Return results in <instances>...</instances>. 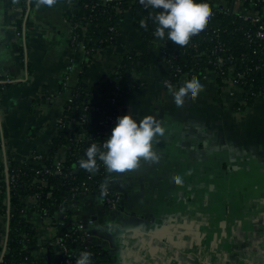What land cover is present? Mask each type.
<instances>
[{"label":"crops","instance_id":"0c3cea01","mask_svg":"<svg viewBox=\"0 0 264 264\" xmlns=\"http://www.w3.org/2000/svg\"><path fill=\"white\" fill-rule=\"evenodd\" d=\"M25 5L24 0H0L4 166L46 153L74 87L80 82L99 86L123 55L138 51L143 42L128 9L116 23L115 41L89 59L70 44V11L76 3ZM150 52L158 63L140 70L141 84L124 99L119 115L152 114L160 121L165 136L152 149L158 162L141 159L133 170L109 172V185L121 196L118 207L83 192L71 206V217L84 222L87 242L102 251L106 264H264V96L242 107L236 85L220 84L217 73L207 71L199 79L198 96L177 110L164 84L167 67L159 45ZM65 157L62 147L54 161ZM35 201L28 197L29 205ZM31 218L38 226L39 247L26 264H63L52 243L56 221L39 212ZM7 222V214L0 215L1 252ZM110 224L119 227L110 230Z\"/></svg>","mask_w":264,"mask_h":264},{"label":"trees","instance_id":"16d2710c","mask_svg":"<svg viewBox=\"0 0 264 264\" xmlns=\"http://www.w3.org/2000/svg\"><path fill=\"white\" fill-rule=\"evenodd\" d=\"M70 1L78 6L76 10L70 11V44L83 43L86 58H92L95 53L115 41L116 23L124 18L128 9L132 12L134 24L139 29L143 42L138 51L123 55L116 71L99 86L91 87L80 82L74 87L72 102H67L63 118L67 121L69 117L71 120L86 115L87 122L75 124L70 129L68 125H58V132L51 140L50 149L39 158L31 155L21 161L9 160L5 166L0 159V215L8 216V206L10 213L7 247L4 253L0 249V264H26L34 260L31 250L39 247V239L31 221L33 212L40 213L44 209L52 220L62 219L61 208L65 210L64 214L71 215V206L77 196H73V189L84 181H89L87 176H91L93 179L89 182L94 181L97 186L108 182L109 171L101 168L105 167L102 162L98 160V173L94 174L92 170L79 167L78 161L85 156V149L90 143L99 145L106 138L107 135L102 133L109 131L112 125L108 116H119L124 99L141 84L138 78L140 70L147 64L158 63L150 52L152 47L159 45L161 52L170 57V63L165 59V79H169L172 85L179 84L185 73L201 79L207 71H215L222 84L232 66L231 78L243 98L240 106L252 105L258 96H264V37L256 36L259 25L264 24V0H243L241 4V12L251 9L259 11L262 19L257 22L250 18L244 19L237 10H230L229 5L233 0H227V8L220 6L218 0H192L194 4H207L213 14L205 30L190 38L183 49H177L171 41L161 40L154 35V15L158 9L146 7L141 0ZM24 2L25 7L27 4L31 7L37 0ZM22 48L18 46L20 52ZM219 57L224 60L219 62ZM3 82L0 81V87ZM73 131L84 133L89 140L75 145L70 140ZM65 146L69 150L62 162V172L52 176L45 174L44 168L52 167L55 153ZM41 179L45 180V185L41 183ZM32 195H37V201L29 205L27 197ZM70 248L78 255L82 250L89 251L90 264L107 263L102 251L92 247L87 241L70 240Z\"/></svg>","mask_w":264,"mask_h":264},{"label":"clouds","instance_id":"9594fccd","mask_svg":"<svg viewBox=\"0 0 264 264\" xmlns=\"http://www.w3.org/2000/svg\"><path fill=\"white\" fill-rule=\"evenodd\" d=\"M52 4L53 0H46ZM146 7L158 9L154 15L156 27L154 35L161 40L167 39L177 49L188 45L190 38L202 33L212 16L207 4L193 3L192 0H141ZM203 84L193 78L183 86L167 87L173 107L180 110L185 101L194 99L202 90ZM165 136V129L152 114L137 118L131 113L116 117L114 126L103 140L102 144L92 142L85 149V156L78 161L79 167L94 170L98 160L109 172H124L133 170L140 164L141 159L156 164L157 158L153 152L155 142ZM110 224L109 229L118 228ZM91 253L82 250L75 264H90Z\"/></svg>","mask_w":264,"mask_h":264},{"label":"built area","instance_id":"2783aa9c","mask_svg":"<svg viewBox=\"0 0 264 264\" xmlns=\"http://www.w3.org/2000/svg\"><path fill=\"white\" fill-rule=\"evenodd\" d=\"M106 2L109 1H113V0H104ZM222 1V2H221ZM237 2V5L235 8H231L230 10H237L239 12L242 11V3L243 0H233ZM218 4H220V6H226L228 5V1L227 0H218L217 1ZM227 2V4H226ZM240 7V8H239ZM242 13V17L244 19H251L252 21H261L262 19V15L259 13V11L251 9V10H247L246 12H241ZM256 36L257 37H264V24L261 23L259 25V28L256 32ZM79 46L84 49L85 45L83 43L79 44ZM161 55L164 57V59H166L167 63L171 62L170 57H167L166 53H162ZM224 60L223 57H219L218 61L222 62ZM233 72V67L231 66L230 70H229V74L227 79H225V83L229 85H236L235 81L232 80V74ZM196 76L191 74V73H185L182 76V81L183 82H190L193 78H195ZM241 77V76H240ZM0 81H2V73L0 72ZM164 84L166 85H172L171 81L169 79H165L164 80ZM115 100V98L113 99ZM72 101V98L68 99V102L70 103ZM64 115L60 118L59 121V125H62L64 127H66V125H68V129H70V127H72L73 125L75 126V124L78 123H85L88 121V118L86 115L81 116L79 119L77 118H72L70 120V117L68 118L67 121H65V119L63 118ZM108 119L112 121V125L111 128L114 126L116 118L110 117L108 116ZM67 122V124H66ZM110 128V129H111ZM72 129V128H71ZM110 131V130H109ZM109 131H106L102 134H106L108 135ZM70 134V133H69ZM107 137V136H106ZM71 142H73L75 145L83 142L84 140H89V138H86V135L82 132H77V131H73L72 136H71ZM103 142H101L100 144H102ZM65 152H67L69 150L68 146L64 147ZM41 156L40 153H35L33 158H39ZM99 168V166L97 167ZM105 170H107L106 167H101ZM39 172V171H38ZM42 172V171H40ZM43 172L47 175H54V174H60L62 172V162H54L52 167H45ZM88 180L91 181L93 178L91 176H87ZM89 181H84L83 183H81L80 185H77L74 187L73 189V196L79 194V193H83V192H88V193H93L95 195H97L98 197L101 198L102 202L109 208L112 209H116L119 205V202L121 200V196L118 192L114 191L110 185L109 182H107L106 184H101V185H95V183H91ZM41 183L43 185H45V180L41 179ZM48 196H51V193H48ZM37 195L35 196V199L37 201ZM65 210L63 208H61V213L63 218L62 219H51L52 222L56 221L57 223V227H58V234H56V236L53 239V244H55L62 257H63V264H75L76 262V258L79 256L78 253L74 254L72 252V249L70 248V240L72 241H77V240H82V241H87L88 240V232L85 229V225L84 222L81 220H76L74 218L71 217L70 214H64ZM40 214L42 215V217H44L45 219H48V213L46 210H41ZM4 264H7V262H4Z\"/></svg>","mask_w":264,"mask_h":264},{"label":"rangeland","instance_id":"374dc122","mask_svg":"<svg viewBox=\"0 0 264 264\" xmlns=\"http://www.w3.org/2000/svg\"><path fill=\"white\" fill-rule=\"evenodd\" d=\"M239 8H240V7H239ZM73 39H74V36H73ZM72 45H74V46H79V45H76V44H72ZM79 47H80V46H79ZM85 49H86V48H84V49H82V50L85 52ZM2 80H3V79H2ZM70 98H71V96H70ZM71 102H72V101H71ZM57 132H58V130H57ZM57 132H56V133H57ZM34 154H35V153H32L33 157H34ZM29 157H30V156H29ZM32 196H33V195H32ZM27 202H28V197H27ZM58 219H59V218H57L56 220H58ZM48 220L51 221V218L49 217ZM31 221H32V223H33V226H35V228H36V232H37V234H38V231H39V230H38V228H37L38 226H36V222L33 221L32 218H31ZM41 223H42V222L40 221V225H41ZM52 243H53V241H52ZM54 246H56V245L54 244ZM56 247H57V246H56Z\"/></svg>","mask_w":264,"mask_h":264},{"label":"water","instance_id":"95a60500","mask_svg":"<svg viewBox=\"0 0 264 264\" xmlns=\"http://www.w3.org/2000/svg\"><path fill=\"white\" fill-rule=\"evenodd\" d=\"M93 171H94L95 173H97V168H95ZM9 217H10V213H9V206H8L7 236H6V243H5V245H4V249H3V252H2V253L5 252L6 247H7V237H8V230H9ZM61 257H62V255L60 254V255H59V258H61Z\"/></svg>","mask_w":264,"mask_h":264}]
</instances>
